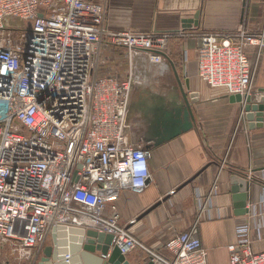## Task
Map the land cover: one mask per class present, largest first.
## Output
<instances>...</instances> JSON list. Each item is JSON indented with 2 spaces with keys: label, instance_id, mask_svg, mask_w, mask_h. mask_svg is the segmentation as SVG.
I'll list each match as a JSON object with an SVG mask.
<instances>
[{
  "label": "built area",
  "instance_id": "1",
  "mask_svg": "<svg viewBox=\"0 0 264 264\" xmlns=\"http://www.w3.org/2000/svg\"><path fill=\"white\" fill-rule=\"evenodd\" d=\"M105 14L93 0H0V264H9L6 245L28 259L60 226L111 234L122 254L144 251L142 264H208L196 225L165 241L166 256L120 221L115 200L147 186L150 154L126 132L130 77L100 75V55L124 50L129 62L144 52L160 63L170 34L114 31ZM236 39L200 34L196 70L211 87L243 97L253 94L254 79L245 48L259 50L264 32L239 30ZM217 188L216 179L205 199L196 196L198 218H212ZM250 212L235 219L228 264H264Z\"/></svg>",
  "mask_w": 264,
  "mask_h": 264
},
{
  "label": "crops",
  "instance_id": "2",
  "mask_svg": "<svg viewBox=\"0 0 264 264\" xmlns=\"http://www.w3.org/2000/svg\"><path fill=\"white\" fill-rule=\"evenodd\" d=\"M98 2L105 4V22L111 30L170 34L169 47L161 53L160 63L151 61L144 52L135 53L129 62L124 50L105 49L100 55V75L130 77L126 132L132 143L150 154L147 186L140 192L124 189L115 200L120 221L143 244L166 256L169 252L163 247L165 241L196 225L208 264H228L227 245L235 242V219L241 216L234 213L231 176H244L252 182L245 206L251 209V238L256 250H264V125L250 129L243 117L242 103L231 101L224 88L208 85L196 70V41L200 34L214 33L235 42L239 30L254 35L264 32V0ZM259 50L255 45L245 48L254 66L251 97L256 102L264 98V45ZM121 63L124 71L116 67ZM174 102H183L175 125L183 126L186 108L191 126L157 144L161 136L170 132L166 112L176 115ZM200 170L190 183L176 190ZM216 179L212 218H198L196 196L200 194L205 199ZM167 195L166 201L137 219ZM51 244L49 233L41 246L31 250L25 264L37 261L39 248ZM128 260L131 264L148 261L141 249L133 250Z\"/></svg>",
  "mask_w": 264,
  "mask_h": 264
},
{
  "label": "water",
  "instance_id": "3",
  "mask_svg": "<svg viewBox=\"0 0 264 264\" xmlns=\"http://www.w3.org/2000/svg\"><path fill=\"white\" fill-rule=\"evenodd\" d=\"M197 16L198 13H196L194 18H197ZM192 22L194 25H197L196 20ZM183 98L185 100L187 99L184 92ZM230 100L242 103L243 111L245 112L243 117L248 121V127L250 129L264 125V98L262 101L256 102L252 100L251 95L242 97L239 94H235L230 95ZM174 104L176 115L171 116L170 111L166 112L169 124L171 125V128L168 130L170 132L161 136L157 140V144L175 137L182 129L191 126V123L187 121L189 111L186 108L183 111L185 121L182 124V129L175 125L176 121H179L177 117L183 108V102H179L178 104L174 102ZM202 170L190 177L182 185L177 187L176 190L190 183ZM250 179L238 175L231 176L232 198L234 201V213L236 215H244L248 212L245 206L249 191L252 187ZM168 198L169 195L163 197L160 201L144 211L137 219L142 218ZM50 238L52 244L45 245L42 248L40 247L35 254L38 260L36 261L35 259L32 264H131L128 256L122 254L118 247L112 244V235L108 233L99 232L94 229L84 230L82 228H66L60 226L51 230ZM149 264L152 263L150 262Z\"/></svg>",
  "mask_w": 264,
  "mask_h": 264
},
{
  "label": "rangeland",
  "instance_id": "4",
  "mask_svg": "<svg viewBox=\"0 0 264 264\" xmlns=\"http://www.w3.org/2000/svg\"><path fill=\"white\" fill-rule=\"evenodd\" d=\"M93 1H98V0H93ZM116 67L117 68L119 67L118 69L120 71L125 70V65L124 64L122 65V63L121 65L116 64ZM97 71H98V67H97ZM4 250H5V257L7 258L9 264H25V262H28L27 258H23L19 254H17V252L12 251L11 247L6 245ZM28 264H30V262Z\"/></svg>",
  "mask_w": 264,
  "mask_h": 264
}]
</instances>
